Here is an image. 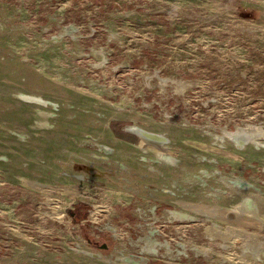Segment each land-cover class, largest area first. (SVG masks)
I'll list each match as a JSON object with an SVG mask.
<instances>
[{
  "label": "rangeland",
  "instance_id": "rangeland-1",
  "mask_svg": "<svg viewBox=\"0 0 264 264\" xmlns=\"http://www.w3.org/2000/svg\"><path fill=\"white\" fill-rule=\"evenodd\" d=\"M0 264H264V0H0Z\"/></svg>",
  "mask_w": 264,
  "mask_h": 264
},
{
  "label": "water",
  "instance_id": "water-1",
  "mask_svg": "<svg viewBox=\"0 0 264 264\" xmlns=\"http://www.w3.org/2000/svg\"><path fill=\"white\" fill-rule=\"evenodd\" d=\"M129 131L137 133L142 139L148 140V141H156L165 143L167 141V138L162 135H156L154 133L147 132L145 130H142L140 128H128ZM238 143L240 146H243L247 143L248 139L245 136H239L237 137Z\"/></svg>",
  "mask_w": 264,
  "mask_h": 264
},
{
  "label": "bare ground",
  "instance_id": "bare-ground-1",
  "mask_svg": "<svg viewBox=\"0 0 264 264\" xmlns=\"http://www.w3.org/2000/svg\"><path fill=\"white\" fill-rule=\"evenodd\" d=\"M251 132H252V131H251ZM252 133H253V132H252ZM245 134H247L246 137H247V136H248V138L251 137L250 134H249V131H242V132H240V136H242V137L245 136ZM251 135H252V134H251ZM147 141H148V140H147ZM246 204H247V203H246ZM250 205H251V204H250Z\"/></svg>",
  "mask_w": 264,
  "mask_h": 264
},
{
  "label": "trees",
  "instance_id": "trees-1",
  "mask_svg": "<svg viewBox=\"0 0 264 264\" xmlns=\"http://www.w3.org/2000/svg\"><path fill=\"white\" fill-rule=\"evenodd\" d=\"M85 208H87V209H88L89 207H88L87 205H85Z\"/></svg>",
  "mask_w": 264,
  "mask_h": 264
}]
</instances>
